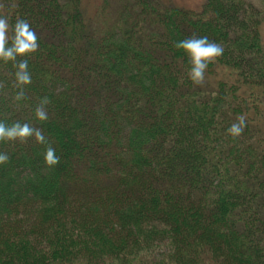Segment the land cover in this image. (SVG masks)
Masks as SVG:
<instances>
[{"label":"trees","instance_id":"obj_1","mask_svg":"<svg viewBox=\"0 0 264 264\" xmlns=\"http://www.w3.org/2000/svg\"><path fill=\"white\" fill-rule=\"evenodd\" d=\"M0 15L26 19L39 45L17 57L32 77L22 100L0 61V120L40 128L60 157L45 165L33 137L0 141V264H264L257 4L0 0ZM192 35L224 47L201 85L173 47Z\"/></svg>","mask_w":264,"mask_h":264},{"label":"clouds","instance_id":"obj_2","mask_svg":"<svg viewBox=\"0 0 264 264\" xmlns=\"http://www.w3.org/2000/svg\"><path fill=\"white\" fill-rule=\"evenodd\" d=\"M38 47L36 33L26 19L17 16L10 23L8 16L0 15V61L13 62L15 68L13 75L18 89L14 95L16 101L24 98L23 86L30 84L32 81L28 70V61L26 59L17 60V57L33 53ZM173 47L183 50L187 55L190 65L187 76L195 85H201L204 82L208 64L224 53L223 45L210 40L207 36L192 35L175 41ZM48 103V97L45 96L41 98L40 104L35 107L34 115L38 120L48 119L44 107ZM245 127L246 116L239 114L236 116L235 121L228 126L226 132L235 138L243 132ZM27 137H33L36 143L46 145L42 153L45 165L54 166L58 164L60 157L56 155L55 148L46 144L45 135L40 128L32 127L27 122L16 121L7 124L0 120V141H23ZM9 159L7 152L0 151V165L6 164Z\"/></svg>","mask_w":264,"mask_h":264},{"label":"rangeland","instance_id":"obj_3","mask_svg":"<svg viewBox=\"0 0 264 264\" xmlns=\"http://www.w3.org/2000/svg\"><path fill=\"white\" fill-rule=\"evenodd\" d=\"M166 1H171L176 4L184 5L189 8H198L202 2V0H166ZM248 1H251L253 4L254 3L257 4V6H259L262 11L263 19L261 20V24H260V36H261V41H262L263 48H264V0H248ZM124 131L125 130H122L121 133L124 134Z\"/></svg>","mask_w":264,"mask_h":264}]
</instances>
